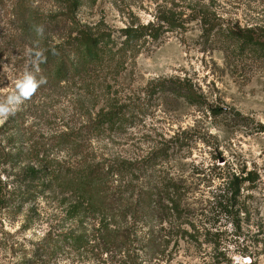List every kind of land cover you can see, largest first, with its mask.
Instances as JSON below:
<instances>
[{
    "label": "trees",
    "instance_id": "trees-1",
    "mask_svg": "<svg viewBox=\"0 0 264 264\" xmlns=\"http://www.w3.org/2000/svg\"><path fill=\"white\" fill-rule=\"evenodd\" d=\"M8 1L0 0V9L19 21L21 33L46 41L37 54L38 70L32 82L41 87L79 86L94 104L82 103L78 113L87 123L60 138V148L72 150V164H42L40 160V168L28 167L18 185L6 194L7 185L0 176V207L4 209H21L56 190L69 194L66 221L76 225L56 237L47 236L48 242L36 251L47 257L43 263L69 251L79 257L92 255L87 264H172L183 244L202 246V215L195 209V188L171 172L172 148L163 145L146 156L105 158L90 152L88 146L107 134L123 135L135 128L152 102L176 106L184 102L217 115L190 79L164 78L129 90L119 78L168 35L185 34L193 24L201 32L204 47L221 50L227 59L264 61V26L242 25L229 18L219 0H151L149 22H143L128 0H122L127 22L118 30L109 28L104 20L92 28L79 26L75 20L84 0H51L56 10L46 13L38 10L39 0H15L10 5ZM57 35L62 41L48 45ZM217 170L218 186L212 194L217 208L237 217L245 214L251 221L253 209L247 200L252 196L246 197L245 192L257 190L260 171L230 163ZM237 223L240 230L241 223ZM256 225L258 232L246 235L240 245L249 264L264 262V219ZM40 260L33 257L23 264H42Z\"/></svg>",
    "mask_w": 264,
    "mask_h": 264
},
{
    "label": "rangeland",
    "instance_id": "rangeland-1",
    "mask_svg": "<svg viewBox=\"0 0 264 264\" xmlns=\"http://www.w3.org/2000/svg\"><path fill=\"white\" fill-rule=\"evenodd\" d=\"M14 1H8L9 5ZM121 1L84 0L75 21L79 26L92 28L104 20L109 28L122 29L127 22V11ZM150 1L126 3L143 22H149L153 14ZM219 2L225 7V14L240 24L264 26V0ZM37 7L44 13L56 10L51 0H39ZM4 12L0 9V105L10 115L0 122V176L7 185L6 194L18 185L28 167L40 168V160L42 164L47 161L72 164V150L60 148V138L87 123L86 117L78 113L82 103L94 104L89 94L85 96V89L76 85L36 86L30 97L22 94L27 80H33L38 70L37 56L46 41L40 36L28 37L21 33L19 21ZM61 41L57 35L48 45ZM202 42L196 24L185 34H170L150 53L142 54L136 65L121 75L119 82L126 89L138 90L164 78L190 79L207 97L211 108L218 111L217 115L184 102L177 106L166 101L152 102L148 104L146 117L135 128L123 135L97 138L88 150L98 157L123 158L146 156L163 145L172 148L171 172L193 183L195 209L202 215L203 233L202 246L183 244L172 264L229 261L249 264L242 257L240 245L246 235L254 236L258 232L256 224L264 219V61L227 59L224 52L204 47ZM33 49L37 50L36 54ZM259 126H262L261 132ZM226 163L260 171L257 190L245 192L246 197L252 196L247 200L253 209L251 221L245 214L237 217L222 213L212 199L218 186L217 167H224ZM68 196L56 190L21 209L0 207V264H23L33 257L45 264V254L39 255L36 251L48 242L47 236L56 237L76 225L66 221ZM237 222L241 223L240 230ZM91 258L90 254L79 257L66 251L48 264H87Z\"/></svg>",
    "mask_w": 264,
    "mask_h": 264
},
{
    "label": "clouds",
    "instance_id": "clouds-1",
    "mask_svg": "<svg viewBox=\"0 0 264 264\" xmlns=\"http://www.w3.org/2000/svg\"><path fill=\"white\" fill-rule=\"evenodd\" d=\"M36 85L32 82V80H27L26 87L22 88V94L26 97H30L31 94L35 91ZM11 114H14L11 113ZM10 115L9 110L5 108L3 105H0V122H3V119H6Z\"/></svg>",
    "mask_w": 264,
    "mask_h": 264
}]
</instances>
